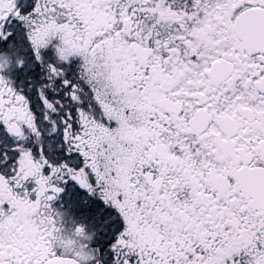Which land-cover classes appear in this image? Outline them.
<instances>
[{"label": "snow or ice", "instance_id": "1", "mask_svg": "<svg viewBox=\"0 0 264 264\" xmlns=\"http://www.w3.org/2000/svg\"><path fill=\"white\" fill-rule=\"evenodd\" d=\"M0 264H264V0H0Z\"/></svg>", "mask_w": 264, "mask_h": 264}]
</instances>
